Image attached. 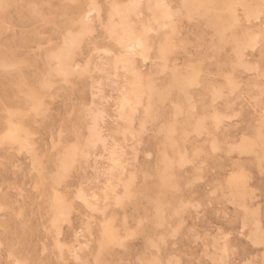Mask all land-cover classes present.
Here are the masks:
<instances>
[{
  "label": "rangeland",
  "instance_id": "374dc122",
  "mask_svg": "<svg viewBox=\"0 0 264 264\" xmlns=\"http://www.w3.org/2000/svg\"><path fill=\"white\" fill-rule=\"evenodd\" d=\"M0 264H264V0H0Z\"/></svg>",
  "mask_w": 264,
  "mask_h": 264
},
{
  "label": "bare ground",
  "instance_id": "6f19581e",
  "mask_svg": "<svg viewBox=\"0 0 264 264\" xmlns=\"http://www.w3.org/2000/svg\"><path fill=\"white\" fill-rule=\"evenodd\" d=\"M200 3V2H199ZM136 38V37H135ZM139 39V38H138ZM136 42H138V40L136 41ZM139 43V42H138ZM135 45V44H134ZM132 46V45H131ZM138 47V46H137ZM128 49H130V46L128 47ZM80 65V64H79ZM28 105V104H27ZM31 113V112H30ZM32 114V113H31ZM18 128V127H17ZM21 129V128H20ZM18 137V136H17ZM18 140V139H17ZM16 140V141H17Z\"/></svg>",
  "mask_w": 264,
  "mask_h": 264
}]
</instances>
